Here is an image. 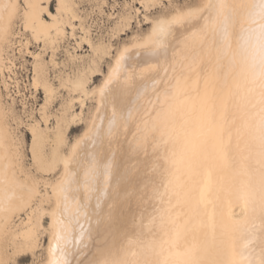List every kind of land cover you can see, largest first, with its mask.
Instances as JSON below:
<instances>
[{
    "label": "bare ground",
    "instance_id": "obj_1",
    "mask_svg": "<svg viewBox=\"0 0 264 264\" xmlns=\"http://www.w3.org/2000/svg\"><path fill=\"white\" fill-rule=\"evenodd\" d=\"M52 1L24 0L20 9L19 0H0V66L20 16L25 29L50 47L64 39L67 24L74 31L78 2L56 0L54 12ZM203 6L158 18L146 37L117 52L98 90V108L72 144L67 132L78 121L71 112L76 97L51 123L54 82L37 52L33 84L46 99L42 120L29 125L30 166L0 80V264H17L20 253L35 252L45 213L50 240L41 264L54 258L67 264H240L238 248H259L264 236H244L237 225L255 222L264 202V82L241 76L210 37L200 35L205 20L187 14ZM162 23L167 31H159ZM259 24L258 17L250 23L248 9H237L231 31L242 43ZM93 47L103 55L108 50L102 42ZM76 66L60 82L87 94L90 78ZM93 167L94 180L86 175Z\"/></svg>",
    "mask_w": 264,
    "mask_h": 264
},
{
    "label": "rangeland",
    "instance_id": "obj_2",
    "mask_svg": "<svg viewBox=\"0 0 264 264\" xmlns=\"http://www.w3.org/2000/svg\"><path fill=\"white\" fill-rule=\"evenodd\" d=\"M19 1L20 9H22L24 0ZM76 1L80 16L74 20L76 28L73 31L72 27L67 24L64 39L60 37L56 43L51 45L52 47L50 44H46V46L42 41L36 40L31 32L25 29L22 17H18L15 22L13 46L8 48L5 55L6 60L4 59L3 66L1 65L4 68V70L0 69L3 99L8 106H11L9 108L13 117L16 140L23 151V161L27 166H30L32 162L31 143L33 137L29 125L33 120L42 118L41 106L46 99L44 89L41 86L36 88L33 84L35 54L40 53V58L47 62V73L54 82V94L48 104V111L52 113L51 123L54 122L53 115L58 113L63 105L70 102L72 96L76 97L71 112L79 114L78 121L67 132L68 142L72 144L84 135L88 122L98 108V90L109 74L117 52L123 46H128L134 41L146 37L152 29L153 22L158 18L168 17L173 13L190 8H199L206 3H204L206 0H156L149 2L148 5L142 3L141 0ZM56 5L57 1H52L51 10L54 12ZM22 12L21 10L20 14ZM45 16L49 18L47 14ZM83 36L85 39L82 38ZM100 42L108 48L106 55L95 52L93 45ZM75 63L79 65L80 69H84L83 71L90 78L87 83V91H89L86 92L87 94L85 92L84 94L83 92L74 93L70 87L60 82L61 78L68 73L73 74L77 67ZM79 96L82 97L81 100L84 103L80 102ZM40 189L44 192L45 185L41 183ZM48 189L51 190L50 187ZM45 214L42 220L44 227H42L40 245L35 249V252L20 253L16 257L19 264H41L47 260L51 218L48 213L46 216ZM21 215L15 217V224L19 223L21 217H25L24 212ZM11 264L14 262L12 261Z\"/></svg>",
    "mask_w": 264,
    "mask_h": 264
},
{
    "label": "snow or ice",
    "instance_id": "obj_3",
    "mask_svg": "<svg viewBox=\"0 0 264 264\" xmlns=\"http://www.w3.org/2000/svg\"><path fill=\"white\" fill-rule=\"evenodd\" d=\"M250 12V23L255 22L258 17L260 20L259 31L264 36V0H249V3L245 6ZM204 9H208L210 15L208 17L200 16V12ZM236 10L237 5L235 3L229 4L227 0H210V2L203 6L202 9H198L195 12H189V17H195L198 19H204L205 24L200 29L201 36L210 37V41L215 50L222 53L224 56V49L227 46V42L230 37V29L236 23ZM215 14L212 15L211 13ZM160 32L167 31V27L162 23L159 29ZM119 65V61L117 62ZM262 74H264V54L261 57ZM79 87V85H77ZM101 94H104V88L100 89ZM261 144L264 146V120L261 122ZM96 168L93 167L86 175L89 179L94 180L96 176ZM111 175V162L103 165V176L105 177V185H107V177ZM63 191V187L61 188ZM95 191V187L92 189ZM102 195L107 194V189L102 190ZM97 207H100L99 201ZM57 224L61 227L64 226L63 221L57 219ZM238 230L244 236H251L255 233H259L264 236V202L260 204L259 215L257 220L250 226L237 225ZM57 240L61 239L57 234ZM236 254L239 256L240 264H264V240H261L259 248H253L251 250L237 249ZM49 264H67V261L61 262L58 259H53Z\"/></svg>",
    "mask_w": 264,
    "mask_h": 264
},
{
    "label": "clouds",
    "instance_id": "obj_4",
    "mask_svg": "<svg viewBox=\"0 0 264 264\" xmlns=\"http://www.w3.org/2000/svg\"><path fill=\"white\" fill-rule=\"evenodd\" d=\"M249 0H236L237 9L243 11ZM243 17L241 20L243 21ZM243 31V23L241 24ZM230 37L227 46L224 49L226 57H228L238 73L252 81L260 80L264 82V74H262L261 57L264 54V36L259 30L248 29L241 43L237 38H234L230 29Z\"/></svg>",
    "mask_w": 264,
    "mask_h": 264
}]
</instances>
